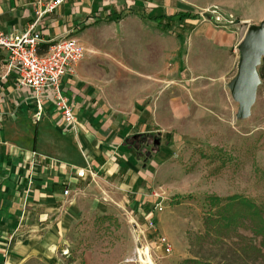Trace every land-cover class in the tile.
<instances>
[{
    "label": "crops",
    "instance_id": "obj_1",
    "mask_svg": "<svg viewBox=\"0 0 264 264\" xmlns=\"http://www.w3.org/2000/svg\"><path fill=\"white\" fill-rule=\"evenodd\" d=\"M142 6L68 0L38 26L39 53L65 34L93 50L62 81L76 119L69 130L46 91L37 117V98L7 73L0 51V264L55 260L56 251L70 250L82 222L113 213L115 204L154 217L159 180L196 138L188 125L238 111L231 84L246 31L201 24L146 53L117 51V37L92 30L96 21ZM35 10L34 0H0V30H29ZM149 18L174 17L155 7Z\"/></svg>",
    "mask_w": 264,
    "mask_h": 264
},
{
    "label": "rangeland",
    "instance_id": "obj_2",
    "mask_svg": "<svg viewBox=\"0 0 264 264\" xmlns=\"http://www.w3.org/2000/svg\"><path fill=\"white\" fill-rule=\"evenodd\" d=\"M142 1V7L119 19L96 21L92 30L117 37V51L131 47L152 53L161 38L170 44L193 26L215 27L202 19V12L207 19L212 10L234 14L239 24L230 30L264 24V0ZM155 7L174 17L172 22L151 20ZM263 67L262 60L259 74ZM260 78L254 103L243 116L239 108L230 109L212 118L217 122L188 125L196 138L176 153L170 171L159 180L162 203L155 206L154 217L115 204L113 213L81 223L68 252L59 249L55 260L29 258L23 264H148L143 261L146 248L154 264H184L187 259L196 261L186 264H264L263 238L254 232L259 217L240 200L232 206L230 222L220 217L227 199L238 195L255 203L264 218V75Z\"/></svg>",
    "mask_w": 264,
    "mask_h": 264
},
{
    "label": "built area",
    "instance_id": "obj_3",
    "mask_svg": "<svg viewBox=\"0 0 264 264\" xmlns=\"http://www.w3.org/2000/svg\"><path fill=\"white\" fill-rule=\"evenodd\" d=\"M68 0H34L35 16L29 30L16 34L0 30V51H5L6 69L8 74L16 76L20 88L29 89L37 98V117L42 113V93H50L51 100L65 121V129L75 126L74 106L63 93L62 81L65 75L72 72L88 53L92 51L84 47L77 38L65 34L51 40L45 53H39L44 36L38 29L43 19L56 11ZM200 13L204 21L211 22L215 27L227 29L236 27L237 17L220 10ZM68 190L65 191V194ZM157 204L156 206H159ZM152 224V223H151Z\"/></svg>",
    "mask_w": 264,
    "mask_h": 264
},
{
    "label": "water",
    "instance_id": "obj_4",
    "mask_svg": "<svg viewBox=\"0 0 264 264\" xmlns=\"http://www.w3.org/2000/svg\"><path fill=\"white\" fill-rule=\"evenodd\" d=\"M238 47V74L231 88L240 104L239 112L243 116L254 103L257 88L261 83L258 66L264 58V24L249 25Z\"/></svg>",
    "mask_w": 264,
    "mask_h": 264
},
{
    "label": "trees",
    "instance_id": "obj_5",
    "mask_svg": "<svg viewBox=\"0 0 264 264\" xmlns=\"http://www.w3.org/2000/svg\"><path fill=\"white\" fill-rule=\"evenodd\" d=\"M180 17L181 18H187L188 15L181 14ZM263 61H264V58H263ZM260 74H261V76L264 75V67H263V73L261 72ZM136 137H138V136H136ZM136 137H133V138H136ZM214 198H216V200L220 201V199L218 197H214ZM227 200H228V203L223 207V209H222L223 214H221L220 217H222V218L226 219L228 222H230L231 218H232V215H230L232 206L234 205V203L236 201L240 200V202L242 204H245L246 206L249 207L248 209L251 212L252 216H254V217L257 216L261 220V225L259 224L260 226H258L257 228L255 227L254 228V232L257 235H261L262 236V238H263L262 245L264 246V218H262V213H261L259 207L256 206L255 203L251 202L249 199L239 197L238 195L229 197ZM195 261L196 260H193V259H187V260H184L183 262H184V264H186V263L195 262Z\"/></svg>",
    "mask_w": 264,
    "mask_h": 264
},
{
    "label": "bare ground",
    "instance_id": "obj_6",
    "mask_svg": "<svg viewBox=\"0 0 264 264\" xmlns=\"http://www.w3.org/2000/svg\"><path fill=\"white\" fill-rule=\"evenodd\" d=\"M143 253L145 255V260L143 259V261L148 264H154L153 259L150 255L149 249L146 248Z\"/></svg>",
    "mask_w": 264,
    "mask_h": 264
}]
</instances>
